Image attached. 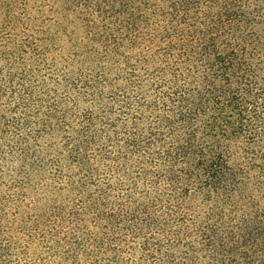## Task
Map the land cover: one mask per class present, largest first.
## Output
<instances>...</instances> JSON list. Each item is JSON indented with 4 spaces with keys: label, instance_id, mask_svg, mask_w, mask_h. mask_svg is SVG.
<instances>
[{
    "label": "trees",
    "instance_id": "obj_1",
    "mask_svg": "<svg viewBox=\"0 0 264 264\" xmlns=\"http://www.w3.org/2000/svg\"><path fill=\"white\" fill-rule=\"evenodd\" d=\"M18 1L0 0V219L14 207L18 254L264 264V164L237 161L264 109V1L39 0L47 39L19 31ZM57 37L64 66L39 77Z\"/></svg>",
    "mask_w": 264,
    "mask_h": 264
},
{
    "label": "rangeland",
    "instance_id": "obj_2",
    "mask_svg": "<svg viewBox=\"0 0 264 264\" xmlns=\"http://www.w3.org/2000/svg\"><path fill=\"white\" fill-rule=\"evenodd\" d=\"M256 1L257 0H252L251 2L253 3V5H255L254 3H256ZM45 3L39 0H20L17 2L18 7L17 12L15 11V15L18 16L22 21L26 20V22L24 23L25 29H20L19 31H23L26 35H30L34 34L35 31L40 29V26L43 25L42 23L49 18V16H46L47 6L45 5ZM4 6L5 2L0 5V15L2 17L3 12H7L3 11ZM256 9L257 7L254 10ZM30 18L36 19V22L32 24H30V22H27ZM30 25L31 28H29ZM42 28L45 30V32H43L42 35L39 34V36H37L38 39H47L48 36H46L45 33H54L55 30V27L51 25V21L49 23H45ZM8 32L9 31L6 30L3 31L0 26V43H3L4 40H7L9 38ZM55 33L57 34L56 31ZM46 47L49 52H47V59L45 62H47L49 65L52 64V67L50 70H46V72H43L44 70L40 69L41 73H38L40 75H37L39 77L44 74L48 75L52 72H59L63 68L64 60L67 57L66 51H68V43L66 41V38L57 37V40L55 42L47 43ZM35 64L32 65L35 66ZM255 132L256 134L254 136L249 137L248 141H245V143L242 145V150H240V152L238 153L237 161H240L239 163H241L242 165L246 164L248 161H251L252 158L250 155L247 156L243 153V151L246 150L245 147H250V149H252L251 151L260 158V163L264 164V109L261 112V118H258V120L256 121ZM3 183L7 184V181H3ZM4 190L5 187L0 186V191ZM5 213L8 214V216H6L4 219H0V237H13V239L11 240V251H13V254L15 255V258L13 259H15L16 262L14 264H54V259L50 256V252H48L46 246L44 245L42 247H40L39 245H35L36 247L30 249V251L28 250V252H26L25 254H18L19 251L22 252L21 248L25 244L24 241L26 240V237H24L23 234L21 235L17 232L18 228L16 224L13 225L12 223H7V220L12 221L14 219L13 214L16 213L14 211V207L6 208Z\"/></svg>",
    "mask_w": 264,
    "mask_h": 264
}]
</instances>
